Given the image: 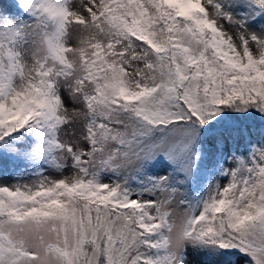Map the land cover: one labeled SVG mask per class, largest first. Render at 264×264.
I'll return each mask as SVG.
<instances>
[{
  "label": "snow or ice",
  "instance_id": "1",
  "mask_svg": "<svg viewBox=\"0 0 264 264\" xmlns=\"http://www.w3.org/2000/svg\"><path fill=\"white\" fill-rule=\"evenodd\" d=\"M0 264H264V0H0Z\"/></svg>",
  "mask_w": 264,
  "mask_h": 264
}]
</instances>
